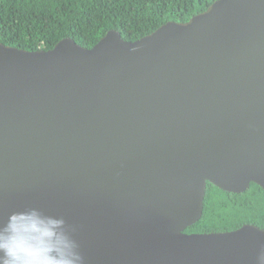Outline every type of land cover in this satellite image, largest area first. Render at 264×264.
I'll list each match as a JSON object with an SVG mask.
<instances>
[{"label": "water", "instance_id": "1", "mask_svg": "<svg viewBox=\"0 0 264 264\" xmlns=\"http://www.w3.org/2000/svg\"><path fill=\"white\" fill-rule=\"evenodd\" d=\"M208 183L264 190V0L135 41L0 42V223L63 216L85 264H258L263 228L185 231Z\"/></svg>", "mask_w": 264, "mask_h": 264}, {"label": "trees", "instance_id": "2", "mask_svg": "<svg viewBox=\"0 0 264 264\" xmlns=\"http://www.w3.org/2000/svg\"><path fill=\"white\" fill-rule=\"evenodd\" d=\"M216 0H0V42L49 50L63 38L91 48L115 29L135 41L167 21L186 22ZM253 224L264 229V190L241 193L208 183L201 219L185 231L220 232Z\"/></svg>", "mask_w": 264, "mask_h": 264}, {"label": "clouds", "instance_id": "3", "mask_svg": "<svg viewBox=\"0 0 264 264\" xmlns=\"http://www.w3.org/2000/svg\"><path fill=\"white\" fill-rule=\"evenodd\" d=\"M0 264H85V258L66 219L34 206L0 223Z\"/></svg>", "mask_w": 264, "mask_h": 264}]
</instances>
